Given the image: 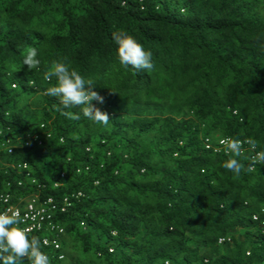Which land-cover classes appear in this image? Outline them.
I'll use <instances>...</instances> for the list:
<instances>
[{
  "label": "trees",
  "instance_id": "obj_1",
  "mask_svg": "<svg viewBox=\"0 0 264 264\" xmlns=\"http://www.w3.org/2000/svg\"><path fill=\"white\" fill-rule=\"evenodd\" d=\"M121 30L153 70L119 64ZM53 61L95 83L106 126L46 95ZM216 138L241 142L239 177ZM261 154L264 0H0V192L52 200L63 234L26 235L50 264H264Z\"/></svg>",
  "mask_w": 264,
  "mask_h": 264
},
{
  "label": "clouds",
  "instance_id": "obj_2",
  "mask_svg": "<svg viewBox=\"0 0 264 264\" xmlns=\"http://www.w3.org/2000/svg\"><path fill=\"white\" fill-rule=\"evenodd\" d=\"M113 41L116 45V56L122 67L128 68L130 66L137 73L141 70L151 71L154 69L155 65L152 60L151 51L145 50L133 36L121 30L113 34ZM40 64L41 61L38 58V49L35 47H28L23 57V65H27L29 69H36ZM43 79L48 82L54 81L52 86L47 89L46 95L58 98L59 103L63 105L65 109L82 106V114L89 121L100 126H106L109 123L108 114L102 112L92 103L93 101L99 104L104 102V98L93 90L95 83H93L91 79H86L82 76L69 62H51L47 70L44 71ZM68 115L72 114L68 113ZM73 118L78 119L79 117L74 116ZM249 143L254 142L249 141ZM205 145L207 149H212L214 151L225 150L227 153L231 152L232 158L224 162L223 167L237 177L245 170V164L242 163V160L247 159V157L241 156L242 145L239 140L230 141L222 138L219 139L216 144H213L212 139H206ZM8 149V153L11 154V148L8 147ZM254 159H259V155H255ZM261 162H264V154L260 156V163ZM23 166L26 167V165H17V168L16 166H12V168L18 172L26 171V182L34 184V179L28 172V168L26 167L23 169ZM6 167L7 165L2 164L0 160V176L5 173L4 170ZM0 194L9 193L0 192ZM9 196L11 197L10 194ZM35 196L37 195L29 196V200H32ZM21 200L22 199H19L16 204L12 203L11 200L9 201L10 204L19 210H23L24 208L21 209L19 206ZM39 204L42 203H38V205ZM2 205V209L0 210V251L9 254L0 255V264H21L23 258H27L29 264H50L49 257L41 251L39 240L36 238L30 240L25 232L17 227V225L23 223L20 213L18 211L12 214L1 212L5 206L3 203ZM262 212H264V210H262ZM52 214H54V211ZM257 219L258 215H255L253 220ZM52 226L55 228L52 230V234L57 236V238L59 235L63 234V228L56 222L52 221ZM228 241V237L220 238L218 245H224ZM57 243L59 249L54 250L52 248L54 251H60L61 246L58 241ZM58 260H64L62 252L59 253Z\"/></svg>",
  "mask_w": 264,
  "mask_h": 264
},
{
  "label": "built area",
  "instance_id": "obj_3",
  "mask_svg": "<svg viewBox=\"0 0 264 264\" xmlns=\"http://www.w3.org/2000/svg\"><path fill=\"white\" fill-rule=\"evenodd\" d=\"M25 168L26 167L23 166V169ZM9 200V194H0V202L5 205L1 212H8L9 214H12L18 211L22 217L23 223L17 226L22 229L26 235L39 231L43 227H50L51 230L55 229L52 226V212L55 209L51 199L47 200L46 203L38 205V197L35 196L25 205L23 210H19L18 208L10 204ZM42 245L45 247L51 246L54 250L59 249V245L56 240L49 241L48 239H43Z\"/></svg>",
  "mask_w": 264,
  "mask_h": 264
},
{
  "label": "rangeland",
  "instance_id": "obj_4",
  "mask_svg": "<svg viewBox=\"0 0 264 264\" xmlns=\"http://www.w3.org/2000/svg\"><path fill=\"white\" fill-rule=\"evenodd\" d=\"M218 141H219V139L216 138V139H213V140H212V143H213V144H216ZM2 164H3V163H2ZM15 166H16V165H15ZM16 168H17V166H16ZM17 170H18V169H17ZM29 199H30L29 196L22 198V200H21V202H20V204H19V206H20L21 209H23L24 206L26 205V203H28V202L30 201ZM47 230L50 231V232H52V230H51L50 227H47ZM48 233H49V232H48ZM237 235H238V236H236V237L239 238L240 234H237Z\"/></svg>",
  "mask_w": 264,
  "mask_h": 264
}]
</instances>
